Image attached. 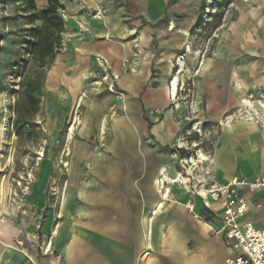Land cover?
I'll return each instance as SVG.
<instances>
[{
    "label": "crops",
    "instance_id": "obj_1",
    "mask_svg": "<svg viewBox=\"0 0 264 264\" xmlns=\"http://www.w3.org/2000/svg\"><path fill=\"white\" fill-rule=\"evenodd\" d=\"M34 1L39 8L47 3ZM202 1L59 0L63 48L46 73V93L65 89L67 103L83 102L86 88L97 92L71 132L62 130L65 115L48 120V137L62 130L65 140L58 160L48 155L51 146L41 147L43 157L12 210L16 225L0 227V264H195L208 246L219 251L218 264L229 257L220 205L206 206L196 177L178 167L183 151L176 142L190 115L215 123L203 153L210 177L229 183L264 176V128L237 109L247 91L264 85V0H238L229 36L220 25L211 49L195 52L191 29ZM9 55L0 52V140ZM100 59L118 76L117 93L101 94L94 83L103 74ZM191 75L187 93L184 79ZM232 110L240 112L223 119ZM240 194L247 203L240 220L263 227L264 188L242 187Z\"/></svg>",
    "mask_w": 264,
    "mask_h": 264
},
{
    "label": "rangeland",
    "instance_id": "obj_2",
    "mask_svg": "<svg viewBox=\"0 0 264 264\" xmlns=\"http://www.w3.org/2000/svg\"><path fill=\"white\" fill-rule=\"evenodd\" d=\"M225 1L203 0V13L201 14L203 22L197 26L193 32V34H195V52L211 49V46L214 44L212 36L220 25L222 27L221 30L229 36L228 32L239 16L237 9L238 0H231V3ZM244 1L248 2L249 0ZM20 4V1L0 0V52L3 55L5 52H8L10 54V60H12L15 50H18L19 30L23 26L26 27L23 21L21 22L20 19L18 20L15 17L17 12L16 7ZM211 13L212 15H210ZM225 39H227V35ZM8 73L9 70L6 69L3 75L4 79H2L4 80V88L2 106L3 135L0 140V224L3 223V225H0V227H6V223L10 227L16 225L18 218L12 210L17 207V197H19L21 193L20 189L23 188V180L28 179V177L31 179L34 176V167L43 157L41 147L51 146V152H48V155L52 157V159L56 158L58 160V153L56 150L63 134L57 132L56 136L49 138L47 135L48 120H54V118L65 115V129L70 127V123H73L75 118L80 119L84 114L86 100L94 96L97 92L95 91L96 89L89 90L86 88L83 102H76L73 101L72 98H68V101H66L67 103H64L63 101L69 96L67 90L63 88L64 90H62L61 94L53 92L55 90H50L51 92L46 93L45 87L40 112L34 118V121L39 127L33 129L34 133L31 134V136H18L15 134L13 122L15 119L14 106L17 99V92L21 88L19 84L20 77H13ZM193 74L194 72L192 75ZM192 75L189 76L188 79L186 77L184 79L185 83L183 89L185 92L187 91L186 81L189 82V88L192 90L194 88L195 77ZM103 86L104 84L99 86V88L102 89H100L101 94H112L109 90L104 89ZM256 89L258 91L255 89L247 91L244 97L252 102L251 106L243 103L242 107L237 108L240 109L241 112L232 110L228 112L223 119H229V116L234 115V112L238 111V113L240 112V117H244L248 121H255L264 128V85H260L258 88L256 87ZM187 93L190 92L187 91ZM215 125V123L208 121L198 122L190 115L189 121L186 122L183 128V136L180 137V142H176L177 148L183 151L180 152L182 157L179 156L178 167H180L184 173L188 171L189 174L193 173L198 176L202 174L201 169L205 166L203 163L208 161V158L206 157L207 159L196 162V160L199 161L197 152L201 151V153H204L210 149L213 142V135L216 131ZM59 128L61 127H58V130ZM63 140L65 139L63 138L62 141ZM61 156H63L64 159L66 153H63ZM192 157L194 159L193 165L190 163ZM181 159H186V162H189L184 164L181 162ZM191 167L194 169L192 170ZM232 252L231 249L227 250L229 257L232 256ZM219 256L220 254L217 249L208 246L205 247L202 255H197L198 260L195 261V264H218Z\"/></svg>",
    "mask_w": 264,
    "mask_h": 264
},
{
    "label": "trees",
    "instance_id": "obj_3",
    "mask_svg": "<svg viewBox=\"0 0 264 264\" xmlns=\"http://www.w3.org/2000/svg\"><path fill=\"white\" fill-rule=\"evenodd\" d=\"M14 1L21 3L16 7L15 17L23 21L26 27L19 30L18 50H15L9 64V73L13 77H20L21 87L14 106L13 126L16 135L27 137L34 133L35 127H39L34 118L41 109L46 73L63 48L65 27L61 11L64 7L59 0H47L42 8H38L34 0ZM225 2L231 3V0ZM202 13L203 1L191 32L203 22ZM62 130H65V125Z\"/></svg>",
    "mask_w": 264,
    "mask_h": 264
},
{
    "label": "built area",
    "instance_id": "obj_4",
    "mask_svg": "<svg viewBox=\"0 0 264 264\" xmlns=\"http://www.w3.org/2000/svg\"><path fill=\"white\" fill-rule=\"evenodd\" d=\"M169 27L171 29L173 26ZM99 67L103 74L94 83L98 86L104 84L105 89L115 92L114 84L118 80V76L110 73L109 67L103 59L99 60ZM181 162L188 163L186 159H181ZM201 173L199 176L193 173L190 175L197 176L198 193L204 199V204L208 206V202L211 200L220 205V231L224 233L234 251V254L221 264H264V226L257 228L250 221L240 220L247 210L246 199L240 194V188L243 187L250 192L263 189L264 176H255L250 181L238 180L237 182L221 183L214 177H210L208 166H203ZM207 179L209 180L206 181ZM29 180V177L23 180L25 181L23 188L29 184ZM189 208L192 209L191 206ZM261 208L264 211V203L261 204ZM15 242L21 245L23 240L16 239ZM49 251L50 241L44 247V252Z\"/></svg>",
    "mask_w": 264,
    "mask_h": 264
},
{
    "label": "bare ground",
    "instance_id": "obj_5",
    "mask_svg": "<svg viewBox=\"0 0 264 264\" xmlns=\"http://www.w3.org/2000/svg\"><path fill=\"white\" fill-rule=\"evenodd\" d=\"M183 71V62L182 61H179V64H178V69L177 70H175L174 72H173V74H172V76H171V78H170V86H171V89H172V93H173V95H175L176 94V90H177V82H178V80H179V75L181 74V72ZM243 102L246 104V105H248V106H251L252 105V102H250L249 100H247V99H244L243 100ZM72 126L71 127H69V132H71L72 131ZM197 157H198V159H199V161H202V160H205V159H207L205 156H204V154L203 153H201V152H197ZM188 161V160H187ZM189 162V161H188ZM190 162H193L194 163V159L193 158H191V160H190ZM166 177V176H165ZM162 178L161 179V182L162 183H165V181H167V177L166 178ZM183 177V176H182ZM179 178V177H178ZM185 180V179H184ZM227 180V179H226ZM175 182H176V180H174ZM231 182H237V180L236 179H232L231 180ZM162 185V184H161ZM180 185V184H179ZM170 188H168V187H166V192H168V190H169ZM163 195V197H166V195L165 194H162ZM169 200V199H168ZM163 206V204H162V202H160L159 204H158V207L157 208H159V210H161L160 208ZM156 212V210H154V213ZM157 213V212H156ZM152 219V218H151ZM153 223V222H152ZM179 231H181V228L179 227ZM183 231V230H182ZM181 231V232H182ZM151 233V232H150ZM181 235H182V233H180ZM151 235V234H150ZM175 239L177 238V237H175V236H173ZM175 239H173V240H175ZM173 243H174V241H173Z\"/></svg>",
    "mask_w": 264,
    "mask_h": 264
}]
</instances>
